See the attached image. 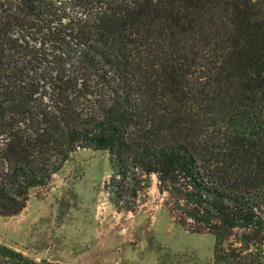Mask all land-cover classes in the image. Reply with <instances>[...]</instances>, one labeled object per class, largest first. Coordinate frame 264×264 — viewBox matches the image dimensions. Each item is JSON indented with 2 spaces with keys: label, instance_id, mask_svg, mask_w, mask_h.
Listing matches in <instances>:
<instances>
[{
  "label": "trees",
  "instance_id": "obj_1",
  "mask_svg": "<svg viewBox=\"0 0 264 264\" xmlns=\"http://www.w3.org/2000/svg\"><path fill=\"white\" fill-rule=\"evenodd\" d=\"M84 150L116 206L156 176L213 264H264V0H0V216Z\"/></svg>",
  "mask_w": 264,
  "mask_h": 264
},
{
  "label": "rangeland",
  "instance_id": "obj_2",
  "mask_svg": "<svg viewBox=\"0 0 264 264\" xmlns=\"http://www.w3.org/2000/svg\"><path fill=\"white\" fill-rule=\"evenodd\" d=\"M111 173L108 153L80 151L20 214L0 216V244L47 264H213L214 237L175 223L156 176L127 211L107 190Z\"/></svg>",
  "mask_w": 264,
  "mask_h": 264
}]
</instances>
